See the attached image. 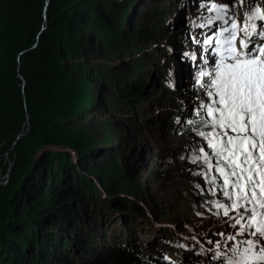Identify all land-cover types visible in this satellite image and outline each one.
Instances as JSON below:
<instances>
[{
    "label": "trees",
    "instance_id": "trees-1",
    "mask_svg": "<svg viewBox=\"0 0 264 264\" xmlns=\"http://www.w3.org/2000/svg\"><path fill=\"white\" fill-rule=\"evenodd\" d=\"M168 1L0 0V178L9 169L0 184V264H144L143 253L138 254L128 234L142 222L160 240L176 246L187 241L149 224L145 209L135 203L141 191L125 175L140 162V170L149 165L144 169L149 172L161 158L149 151L140 154L141 142L126 158L125 147L119 152L101 146L115 136L109 123L101 122L109 133L99 143L80 125L99 107L121 103L140 110L146 64L136 53L144 47L129 41L161 26L160 17L173 11ZM98 50L111 59L123 57V70L88 62ZM162 79L159 87L169 90ZM99 82L110 84L111 90L94 98L92 85ZM199 103L178 112L177 132L196 131L188 121L200 122L194 107ZM172 161L159 172L177 179L184 161ZM96 182L107 198L97 199L101 194ZM205 187L193 196L198 206L213 200ZM111 224L122 232L115 234ZM239 241L224 242L235 248ZM187 243L199 248L192 240ZM217 243L224 244L222 239Z\"/></svg>",
    "mask_w": 264,
    "mask_h": 264
},
{
    "label": "rangeland",
    "instance_id": "rangeland-1",
    "mask_svg": "<svg viewBox=\"0 0 264 264\" xmlns=\"http://www.w3.org/2000/svg\"><path fill=\"white\" fill-rule=\"evenodd\" d=\"M140 1L159 2V0ZM168 2L173 11H169L160 17L161 26L154 27L152 34L143 35L140 33L135 39L132 38L129 41L144 47V50H138L136 53V55H141V59L146 64L145 68L141 70L144 74V81L142 80L143 85L138 95L142 100L140 110L137 112L132 108L126 109L121 103L117 104L118 106L112 105L108 109L99 107L91 112L89 117L81 120L80 125L87 128L93 139H96L99 143V140L106 139L109 133H107V129L104 128V124H101V122L109 123L111 125L110 129L116 131L117 134L115 132V136H108L109 141L102 143L101 146L117 149L119 152H122V148L125 147L127 149L123 152V155L126 158L128 157V150L139 142L143 143L139 151L140 154L149 151L152 156L161 158L159 163L152 165L149 170L150 173L144 170L149 165H145L140 170V166L143 165L140 162L139 167H128L127 170L129 171H126L125 175H128V178L132 180L131 186L135 185V189L141 191L139 197L135 199V203L140 204L145 209L146 215L151 221H149V224L154 222L157 228H162V231H168L173 235L177 234L179 240L183 237L187 241L184 245L176 246L174 241L160 240L159 237L153 234L152 229L148 228L143 222L141 228H129L128 234L132 238L131 244L137 248L138 254L143 253V263L219 264L218 259L216 257L211 258V256H213L214 251H227L230 245L224 242L225 238L220 236L219 233H231L235 232L236 229L228 227L225 223L228 218L223 217L222 214L210 207L212 202H215L218 198L221 201L223 198L222 193H218V191L213 195L209 183L212 173L208 176L193 174L199 172V170V173L205 171V166L202 163L191 162V157L197 154L195 149L204 147L208 152H211V149L207 148L205 140L195 134L196 131L187 130L181 134L177 132L181 124L180 119L176 118L178 112L181 115L182 110L190 108L197 100L211 101L202 86L209 78L200 76V71L202 69L205 71L213 69L205 65L202 62L203 60L193 59L192 53L196 52L209 57L215 55V49L207 44L198 43V41L202 42V38L206 35L204 36V32L202 34L198 29L193 30L195 25L198 24L197 19L203 21V13H208L205 8L210 7L214 2L224 3L226 6L231 4L232 7L229 8L230 18L226 17V19H229V27L232 22H235L239 30V28H242L240 23L242 22L243 25L246 23L243 13L247 14V12L241 0H169ZM262 2L263 0H256L257 6ZM197 4L201 10L196 7ZM134 13L132 14L133 17L137 15ZM205 15L209 18V14ZM237 19H240L241 22ZM212 25L207 24L205 26L206 32H211ZM236 43L238 45L237 41ZM88 62L92 64L100 62L112 64L114 71L118 72L123 70L125 59L119 56H112L111 59L108 56H103L101 51L98 50L97 53L88 57ZM161 78H166V85L169 90L159 87L158 84L161 82ZM110 90V84L99 82L98 85H92L94 98H98L101 93L102 97H105ZM178 102L181 103V107H176ZM101 104L103 103L101 102ZM168 113H171V115H168ZM166 121L172 122V125H167ZM179 159H183L184 166L177 170V179L166 178L162 172H159L165 163L171 165L172 160ZM143 175H147V178L143 179ZM215 175L218 177V174ZM217 180H222V178L218 177ZM4 181L5 175L0 178V184ZM99 183L101 182L99 181ZM99 183L96 182L97 190L101 195L97 199L107 198L108 192L103 189L102 183ZM200 186H206L205 192L213 197V200L204 206H198L193 197ZM120 194L123 195V193ZM126 198H129V196ZM157 213L163 216L162 219H159L160 221L157 219ZM94 218L97 219V217ZM124 225L126 226V222ZM180 225L184 229L180 228ZM111 227L116 228L115 234L122 232V230H118L117 225L111 224L109 228ZM56 230V228L49 229L53 232H57ZM59 232L60 230H58ZM239 238L244 239V236H237L235 239H227V241L237 242ZM218 239H222L224 243L220 244V248L216 246V243L209 242H217ZM189 240H192L199 248L193 249L192 244L187 243ZM200 248L205 252L204 255L201 254ZM175 253H179V255H175Z\"/></svg>",
    "mask_w": 264,
    "mask_h": 264
},
{
    "label": "snow or ice",
    "instance_id": "snow-or-ice-1",
    "mask_svg": "<svg viewBox=\"0 0 264 264\" xmlns=\"http://www.w3.org/2000/svg\"><path fill=\"white\" fill-rule=\"evenodd\" d=\"M241 3L247 12L242 28L238 30L232 22L221 28L215 40L198 41L214 47L215 55L192 53L193 59L203 60L213 70L200 71V76L209 78L202 86L211 101L194 106L199 123L188 121L211 152L197 147L191 162L205 166L200 175L212 173L213 195L220 191L226 198H218L210 207L228 218L225 223L236 231L219 235L228 240L244 236L236 248L229 245L228 251L213 253L219 264H264V2L259 6L256 0ZM231 7L212 4L213 22L228 24ZM239 31L243 37L237 45ZM201 126L207 130H200ZM215 174L222 184L216 183Z\"/></svg>",
    "mask_w": 264,
    "mask_h": 264
},
{
    "label": "water",
    "instance_id": "water-1",
    "mask_svg": "<svg viewBox=\"0 0 264 264\" xmlns=\"http://www.w3.org/2000/svg\"><path fill=\"white\" fill-rule=\"evenodd\" d=\"M26 124H27V121H26ZM8 173H9V169H8V171L5 173V178L7 179V177H8Z\"/></svg>",
    "mask_w": 264,
    "mask_h": 264
},
{
    "label": "bare ground",
    "instance_id": "bare-ground-1",
    "mask_svg": "<svg viewBox=\"0 0 264 264\" xmlns=\"http://www.w3.org/2000/svg\"><path fill=\"white\" fill-rule=\"evenodd\" d=\"M261 1V0H260ZM190 5V4H189ZM197 7V6H196ZM246 11V10H245ZM160 228V227H159ZM160 229H162V228H160ZM181 238H183V237H181ZM184 239V238H183ZM185 240H187V239H185Z\"/></svg>",
    "mask_w": 264,
    "mask_h": 264
}]
</instances>
